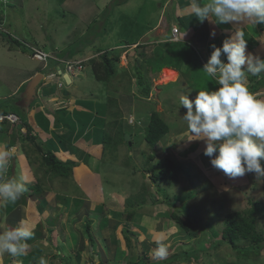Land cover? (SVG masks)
<instances>
[{"label":"rangeland","instance_id":"1","mask_svg":"<svg viewBox=\"0 0 264 264\" xmlns=\"http://www.w3.org/2000/svg\"><path fill=\"white\" fill-rule=\"evenodd\" d=\"M186 1L187 0H185V2ZM172 4H173V0L170 1L155 0L154 2H152V0H0V30H1L0 104L4 103L6 107L15 111L17 114L23 113V115H25L23 111L21 112L19 110V107H21L22 105L21 103L23 102L22 94L25 92L28 83L27 82L24 85L23 80H27L28 75L31 73V71L44 72L45 74H47V78L49 79L50 76L48 75V73L52 68H54L55 65H57L54 59H50L49 66L46 69H43L45 67V63L35 59V57L37 56L34 57L33 54L31 53L32 52L31 46L40 47L42 49L44 48L45 51H51L52 47L51 44H49L48 42L49 40H52V43L54 44H58L59 47L58 49L61 50V53L70 54L71 52L76 51V53L79 54L80 56L74 59L85 60L87 58H92L94 55H96L97 48L108 49L111 46H114V44H116L119 41V38L121 36L126 35L125 38L128 37L130 33L127 32V30H129V28L131 27H134V30L132 32L133 36L130 37L131 38L138 37L137 40L135 41V43H137L136 44L137 46L148 47L151 48L152 51L162 49L161 52L158 53L160 54L158 56L160 58L165 57L166 55L162 54L163 48L166 47L167 43H172L170 40L168 41V38H167L168 42H166L165 39L166 36L165 33L168 30L166 28L168 27H159V25L157 26L156 24L158 23L163 10L166 11L165 15H167L165 16V21L163 25H166L168 23V18H169L168 15L171 16ZM173 9L175 14H177L176 3L173 4ZM189 16L193 20L194 15H189ZM194 22L195 25L198 24L196 23L195 20ZM7 33H9L10 36L13 37H10L9 34ZM144 34L145 35L150 34L149 37H146V41H148L147 43L145 41ZM130 37L129 39H131ZM161 41H164V43L161 44L162 43ZM250 46L252 47L254 45L251 44ZM92 49L95 51L91 52ZM81 51L82 52L85 51V52L81 53ZM171 61L172 62L174 61V57L171 58ZM122 65H123L122 61H120L119 66ZM178 65L180 66V68L184 67L180 63ZM60 66H62V69H64L65 63H60ZM128 67L131 68V66L129 65ZM162 71L160 72L158 77L157 76L154 77V79L152 80L153 84L155 82L158 85L166 83L162 79L163 78ZM35 72L33 74V77L35 76V74H37ZM84 72L86 73L81 72V74L74 75L72 84H68L67 81L61 79L63 87L62 89L57 90V92H60L62 94V92L65 93L63 90L66 89L68 91L67 93H70L68 98L70 97L72 99V104L75 108L78 109V111L80 110L78 108L80 106H77L78 105L77 99L98 101L102 103L107 102V100H105V93L107 92V89H109V86H113V84L115 83H117L118 85H123L128 91L130 90V81L127 78L128 74H125V77H123L120 81L115 82V80H111V82L109 83H104L95 80L94 75H92L93 73L90 68H87L86 71ZM118 72L119 73H117L116 76L120 77L121 76L120 72L122 71H118ZM164 73H165L164 76L166 75L168 76L167 72ZM30 76H31L30 78H33L32 75ZM60 77L62 76H60L59 74V78ZM205 78H207V75L204 74L202 77H200L199 82H202L205 85L208 82H210L211 80L210 77H208V79ZM44 82L46 84L49 83L48 80ZM55 82H56L55 84L57 85L58 81ZM196 82L198 83V81L192 79L191 83L189 84L188 82V85H186L184 83V80L180 79L176 85H167L160 87V89L163 91L162 94L164 93L166 95V98L162 101L156 96V98L154 99L156 102H153V103L161 102L160 105L154 104L156 105V108L159 109L157 111H159L161 114L162 112L160 109H164L163 104L170 107V109H168L170 116H172L174 113H178V115L175 116L177 118L174 117L171 121L172 127L174 128L182 125V128L184 130L179 135H181V139H183L184 141L183 143H186L188 146H192L194 142H196V140H192V141L186 140L189 138V133L187 132V125L182 120V116H181L184 114V112H186V109L181 110V108L183 107L179 106L178 100H179V96L181 94H185L188 89H194L193 92L189 95L190 99H194L196 92L198 91L197 89L201 88L200 86L195 85ZM210 83H208L207 85H209ZM201 86L202 88H204L203 85ZM213 87L218 88L219 86L211 83V85H209V87L207 88L212 89ZM49 88L50 87H47L43 91L40 90L39 91L40 97L42 95H45L46 93H49L48 92V90H50ZM60 100L62 101V99ZM92 105H94V103H92ZM127 107L128 105H125L124 107V111L126 114H128L131 111H132L131 113H133L134 115L138 114L137 109H135L133 105L131 108L132 110L130 109V111L129 110L127 111ZM143 107H147V104L141 101V103L138 105V108L139 110L143 111ZM21 108H25V105ZM38 110L39 109L36 110L32 118H35L36 114L38 116L41 115L39 113L40 112L42 113L43 110L40 109L39 112ZM27 118H29V116ZM128 118L130 119V117ZM149 118L150 117L148 113V116L146 114V123L148 122ZM71 119L73 121H76L73 112L71 113ZM38 120L39 119L37 118L35 119V121L33 122L34 126L38 123ZM8 121L11 124L13 123V120L11 121V119ZM134 121L135 123H137L138 122L137 118ZM30 122H31V118H30ZM122 123L124 124V129H126L127 127V132L131 134L132 130L127 126L126 120H123ZM130 123L131 120L128 121V124ZM117 126L119 125H116V128H118ZM137 127H140V125H138ZM41 130L43 131V129ZM54 130L56 131V128ZM32 132L34 134L38 133L37 130L34 129V127L32 129ZM141 132L143 133V131ZM49 133L52 135L51 130ZM58 136L62 137V135L60 134H58ZM97 136H99L100 138L97 137L96 142L100 144V140L103 142V139L101 138L102 136L104 138V134L101 135L98 134ZM117 136L118 134L116 135V137ZM144 139L146 140V138ZM9 140H11V138L7 136L5 133L3 134L2 130H0V151H4L8 149L4 147V149L2 150L3 148L2 146L4 144L9 146L8 144ZM50 140L52 143L56 145L54 147L61 146L59 138L57 137L53 138L52 136ZM19 142L14 147H18V148L23 147V144ZM146 142L148 141L146 140ZM120 148L121 147H119V149ZM20 150L22 151V149ZM95 158L96 156H92L91 162H94ZM191 161H192L190 162L191 166L186 168V173L190 177L188 178L189 181H187L186 184L184 183L186 185V190L184 191L183 195L184 194L187 196L192 195V197L187 198L186 200L181 199L182 200L181 207H180L181 204L180 200H176L174 198L171 205H174L175 207L174 208L171 207V208L172 210H176L178 214H182L188 225L190 227H193L194 232L190 233V235L193 236L190 240V243L193 246L196 245L197 250L198 249L205 250L203 255H201L202 257L197 261L198 262L197 264H242L243 260L240 259L241 253L239 251L234 250L232 247H230L227 244L219 248L211 247L209 242L210 241L209 237H213L211 240H214V242H211V244H215L216 242L221 240V232L224 227L223 220L225 218V215L223 214H226L233 210L251 208L250 201H256V200L264 201V187L262 184L264 183V179L262 180L257 179L254 173H250V175L254 174V176L251 177V183L247 184L245 183V180L250 179V177H246L244 175L242 177L230 178L223 173L220 174L218 178L216 177V179H211L210 183H207L205 179L203 180L202 177H200L198 174L201 172L200 169H202L198 165V162L192 159ZM24 162L25 161H22V163ZM140 163L142 164L143 162ZM96 164H97L96 165L97 168L100 169L101 171L99 173L97 172L100 178L96 177L95 182L101 179L102 181H105L104 184L106 185L107 190H111V191L115 190L117 193L111 194L112 196L111 200L116 201L117 207L115 208L117 210H124L129 204V202H126L125 200L123 202L121 198H123V195L130 196V194H126L124 191L126 190L127 182H129L127 180L130 178V176L134 177L132 172L130 171V169H124L120 167V165L118 164H115L111 167L106 166L107 164L104 165L103 163H100V161H96ZM160 166L161 165H159V168ZM141 169L142 168H140V170ZM17 170L20 171V169L16 167V174H17ZM194 170H196V172ZM30 172H34V177H36V175L39 174L41 178H45L44 175H42V172L40 171L37 170L34 171V169L31 168ZM87 172L88 174H86ZM81 173L83 175H89V174L94 175L95 172L93 169V163H92V167L89 165V163H85L84 161L77 163V166L74 167L71 177L57 178V179L55 178L54 181H58L59 183H56V187L51 185L50 187L52 190L58 191L59 194L60 192L67 193L65 191H79L80 189L82 190L81 186L80 188L78 187L79 182L78 184L75 183L77 181H80L78 175H81ZM8 174L10 175V177L15 175V170L13 169V166L12 167L10 166V168L8 169L7 175ZM140 174L138 173V175L135 176V179H137V181L133 180L134 183H132V187L131 184L130 186L129 185L127 186L128 187L127 193L132 192L136 194L140 188L141 189L138 192V194L140 193L142 194L145 191L148 193L149 189L150 191H152V193H156L157 186L154 183H152V181H150V179L145 177L143 174L141 175ZM21 175H23L25 177V180L29 183H33V181L36 180L34 179L30 181V178L28 179V177H30L28 173L21 172L18 176ZM205 176H207V174H205ZM93 178L94 176L91 177L90 179ZM91 183L94 185V180ZM88 184L90 183L88 182ZM167 184L169 183L167 182ZM182 184L183 182H181V185ZM142 185L143 186L145 185V187L142 188ZM167 189L171 192L172 195H175L174 193L179 194V189H182V187H179L178 185L176 186L170 185L167 187ZM162 190L166 191L164 189ZM28 193H31L30 189ZM92 193L94 194L100 193V191H98V189L97 191L95 190V192L92 190ZM32 197H36V195ZM45 197L46 195L44 196L42 195V197L39 199L40 204L44 202V200L46 199ZM154 197H155L154 201L159 203L157 200L158 196L154 194ZM29 198L31 199V197H28V199ZM137 198H140V196L137 195ZM120 203L123 204V209L120 208L121 206ZM148 204L149 203H147L146 205ZM152 206L154 205L152 204ZM185 208L186 210H184ZM3 210L4 207L0 210V217H1L0 221H4V217H7V215L9 216L11 215L9 214L12 210L11 205H9L4 210V212ZM141 210H145V212L149 211L147 206H144ZM171 212L172 211H170L169 209L167 211V216H170ZM198 212L200 213L197 215ZM58 214L60 218L64 219L62 212L58 211ZM53 216L54 215L52 214L50 217ZM104 216H106V214H103V216H98L99 222H102L104 220ZM188 217L190 218L187 219ZM261 217L263 216H260L259 218L260 220L259 226L264 229V217L263 218ZM198 218H201V221H199ZM195 219H197V221ZM163 221L165 226L166 220L163 219ZM70 222L74 224V227L76 229V233H70L71 238L70 236H68L67 232L49 231L50 235L48 236L49 237L48 239L47 237L48 233H46L48 231H46L47 229L45 228L47 227H45L44 233H42V235L41 234L38 235L37 233L38 231L36 232L37 235L33 236L32 242L35 241L33 239H37V242H40L41 244H44L43 242L47 241L45 246L48 247V251L46 252L48 255L54 258L55 257L61 258L63 256H67V259L64 260L63 264H69L68 261H70V259L73 257L72 255L73 251H69L67 249V244H66L67 240L70 239H72V241L75 240L74 246L76 244H79L78 246L83 245L84 247L85 244L92 243V247H89L88 250L83 253L84 256L90 257L91 250L93 251L95 249L94 251H97L98 255L95 256V259L92 256L93 259L91 261L92 264H94V260H97L98 261L97 263L100 264L101 263L106 264L105 263L106 261L107 264H112L111 262H109V256L107 254L108 249L106 250L102 245L103 240L101 238H104L106 240V238L110 235L109 233L104 234L105 227L103 229V232H101L102 230L98 231V227H97L98 225H94L92 227V230L90 229L93 238V242H91L90 233L81 231L83 228L82 225H76L77 222L74 223L73 220L71 219ZM128 225L133 227L131 222H129ZM209 225L211 226L209 227ZM48 226L52 227L50 224H48ZM63 226L66 227V225ZM63 226L60 224L58 225V228L63 229ZM106 228L108 230H111L110 227H106ZM40 230L43 231V227H41ZM213 232H215L217 236H213L215 235ZM138 233L140 240L136 247H134L133 249L131 248V251L134 255L135 254L137 255V253L140 254L139 247L143 250L144 249L148 250L150 248L154 249L156 247L155 241L157 240V238L148 239L147 238L148 236L145 235V233L148 234L149 231L141 229V231L139 230ZM75 234L76 236L72 237ZM170 234H176V232L171 231ZM197 238H201V239L197 241ZM143 239H148L147 241L143 242L144 248H142L141 245H139V243ZM49 240H52L53 242L55 241H59V242H57L58 244L55 243L53 244L52 242H48ZM186 240L187 237L185 235L184 237L181 238L180 237H177V239L175 238V242L174 243L170 242L171 244L167 243L168 240L164 241L169 245V252H171V254L169 253L168 258L172 256V252L174 251L181 253L184 249L183 243ZM62 243L64 245H61ZM146 243L148 244L146 245ZM242 243L245 244L246 242H242ZM242 243H240L241 247L239 248V250L243 247ZM108 246L109 249L111 248L109 252H112V254H114L116 249L113 248V246L110 247V244H108ZM53 248H56V251H54ZM123 250H125L124 247ZM150 250L148 251L147 257H149ZM189 251H191V249H189ZM67 254H70V257ZM189 257H190L189 261L193 264L194 261L193 255H190ZM99 258L101 261L98 260ZM260 258L261 259L258 260L257 262H252V263L245 261V264H264V249L261 252ZM118 261H121L122 264H126L127 259H125V257H121L120 260ZM150 261L152 262L155 260L150 259ZM5 262L6 261H4V263ZM157 263L164 264L163 262L160 261ZM11 264H14L13 259ZM15 264H18L17 260Z\"/></svg>","mask_w":264,"mask_h":264},{"label":"crops","instance_id":"2","mask_svg":"<svg viewBox=\"0 0 264 264\" xmlns=\"http://www.w3.org/2000/svg\"><path fill=\"white\" fill-rule=\"evenodd\" d=\"M154 1L155 0H152V2ZM174 3H176L177 14H175L174 9H173ZM189 3H190V0H187L186 2L185 0H173L171 16L170 15L168 16L169 17L168 21L171 24H178L181 21V17L185 18V16L192 15L191 10L189 8ZM165 16L167 15H165V11L163 10L161 17L158 23L156 24L157 26L159 25V27L169 28L168 23L166 25H163L165 21ZM195 21L198 24L196 25L195 23L187 24L185 28L183 29L182 27L180 28L181 41H179L188 47L191 46V48L195 50L196 56H197L195 58V62H193V64H191L190 67L181 64L182 66H184L183 68L180 69L181 71L173 67H163L162 69L163 71L161 70L163 73L162 79L167 84L166 83L161 84L162 86L176 85L180 79H183L184 83L188 85V82L190 84L191 80L195 79L196 81H198V83L196 82L195 85L201 87L197 90H214L216 87H213L212 89L211 88L207 89L205 87L202 88L201 82H199L200 77H202L204 74L207 75L202 69H203L204 64H206L208 59L210 58L211 52L213 51L211 45L215 44L217 47L222 46L223 40L235 31V27H239L241 28V30L244 31L245 39H247V36H248V49L247 50L249 52L258 54L261 57H264V32H263L264 24L253 26L250 22H244L243 24L237 25L234 27L231 24L215 25V24L209 23L207 20L201 23L198 18ZM133 30H134V27L129 28V30H127V32L130 33L129 36L126 38H125L126 35L121 36L119 38V41L116 44H114V46H111L113 48L114 47H118V48L125 47V50L124 48L122 50L123 52H122L120 61H122V64H123L122 66L126 68H130L128 67V65L132 67V64L130 63L129 58L133 56L134 54L139 55L146 48V47L137 46L136 44H133V43L131 45H127V44L125 45L124 43H119L122 39L129 40V37L133 36V33H132ZM213 30H215L216 32L215 37L211 36V32ZM168 34H169V30L166 31L165 35H168ZM149 35L150 34L148 35L144 34L145 41H146V37H149ZM131 39L132 41H134V38H131ZM48 42L49 44H51V47H52L51 50H55V51L59 50L58 44L52 43V40H49ZM147 42L148 41H146V43ZM179 42H176V43H179ZM171 44L172 43H167L166 47L163 48L162 54L167 55L172 52ZM249 44L250 45L253 44L254 46L251 47ZM36 46H39V45H36ZM42 46H45V45H42ZM161 50H155V51L151 50V51L154 52L156 55H160L158 53H160ZM92 51L93 50H91V52ZM78 56L80 55L78 54L77 57ZM198 57L200 58L199 61H197ZM123 62H126V63H123ZM57 67H58V64L55 65L54 68H52L51 70H54ZM186 67L190 70L189 72H187ZM170 71H173L176 73L175 78H169L167 75L164 76L165 74L164 72H170ZM34 72L35 71H31V73L28 75L27 80H23L24 81L23 84H26L31 79L30 75H32L33 77ZM160 72L157 74V77L159 76ZM130 75L133 79L134 78L133 74L130 73ZM49 79L50 80L54 79V83L55 81H58L57 85L54 84L55 87L56 86L59 87V85H61L62 83L61 79L55 76L50 77ZM118 79H119V76L115 77L113 80H115V82L121 80V79L119 80ZM205 79H208V76ZM261 80H262V84H261L260 89L258 90L257 93H254L260 98L264 97V78L263 79L261 78ZM17 87H20V86H17ZM58 87H56L55 89L54 87H51L52 94L42 95L39 98V101H36L34 103V107H32V109H30V112H29V116H30L29 121H30V118H31V122H34L36 118L39 119L38 123L34 126V129L37 130V132L38 131L42 132L43 134L42 139L45 140V142L49 137H52V136L53 138L57 137L61 139L60 147H54L56 145L52 143L51 140H48L46 143L49 146H52L53 149L59 150L60 154L64 155V159L71 158L79 162L84 161L85 163H89L91 167L93 163V169H94L95 174L94 175H91V174L83 175L81 173V175H78L80 178V181L75 182L77 184L79 182L78 187L80 188L81 186L82 190L80 189L79 191H65L67 193L61 192L62 195L67 196L66 197L67 199L72 198L71 202H75L76 200L80 199L83 201V203L81 202H78L77 204H60L59 203V208L52 210V214L54 216L50 217L52 214L49 211L48 207H46L48 205L44 202L41 204L39 203V199L42 197V195H36V197L23 196L20 198V200H18L15 203H7L4 205H0V210L3 207L5 210L9 205H11V209L17 210L16 217H19L20 219L27 218L31 223L35 224V228L33 230L34 231L33 236L37 235L36 234L37 231H38L37 232L38 235L39 234L42 235V233H44V228L47 227L45 228L47 229L46 231H48L46 232L48 233L47 237L50 235L49 231H52V232L57 231V232H67L68 236H70L71 238L70 233H76V229L74 227V224L70 222V219L73 220L74 223L77 222L76 225H81V223L84 221L83 218L86 216V210H87L86 207H88L90 210L89 217L93 221L90 226L91 230L94 225H98L97 226L98 231L102 230L101 232H103V229L105 227L104 234H107V233L110 234L106 238V240L104 238H101V239L103 240L102 245L104 246V248L106 250L108 249L107 254L109 256V262H111L112 264H122L121 261H118L120 260L121 257H125V259H127L126 264H161L155 261L151 262L150 258L147 257L148 251L151 248L148 250L144 249L145 250L144 251L143 249L139 247L140 254L137 253V255L136 254L134 255L132 253L131 248L133 249L134 247H136L140 240L138 231L139 230L141 231V229L149 231L148 234L145 233V235L148 236V237L146 236L148 239L149 238L151 239H154V238L161 239L162 238L164 241L168 240L167 242L168 244H171L170 242L174 243L175 238L176 239L177 237L181 238L186 235L187 240L183 243L184 248L186 250L189 247L190 245L189 242L193 236H190V234L186 232H182V231L176 234H170L171 231L172 232L176 231L175 223L169 221V220H172L171 213L173 212L171 208V201L173 198H172V194L170 191L165 192L162 190L163 186H160V185L158 186L157 184H155L157 186L156 193H152V191H150L149 189V191L147 190L148 193L145 191L142 194L141 193L138 194L141 188L136 194L132 192L127 193L128 191L127 186L128 185L130 186L131 184V187H132V183H134L133 180L137 181V179H135V176H137L138 173L133 174L134 177L130 176V178L127 180L129 182H127L126 190L124 191L126 194H130V196L123 195V198H121L123 202L125 200L126 202H129V204L124 210H117L115 208L117 207L116 201L111 200V197H112L111 194H114L117 192L115 190L113 191L107 190L106 185L104 184L105 181H102L101 179L95 182L96 177L100 178L98 173L101 171L100 169L97 168L96 161H100V163H103L104 165L107 164L106 166H109V167L115 164L120 165V167L122 168L131 167L128 169L140 172L147 178L150 177V173L148 172V162H147L148 155L150 156L154 155V160L152 162L153 163L157 162V166H159L158 163L162 162L165 158H171L172 160L177 161L184 166L185 172L181 174V178H180L179 185H178L179 187H182V189H179V192L182 191L181 193H183L186 190L185 184L187 183V181H189L188 178L190 176H188V174L186 173V168L191 166L190 165V162H192L191 159L198 162V165L200 166V168H202L200 169L201 172L198 174L200 177H202L203 180L205 179L207 183H210L211 179H216V177L218 178L220 174H223L222 170H217L213 168L210 163L211 158L204 155V149L206 145L204 144L202 140H196V142H194L192 146H188L186 143H183L184 141L183 139H181V135H179L184 130L182 128V125L179 127L173 128L172 122H171L172 119L178 115V113H174L172 116H170V113L168 112V109H170V107L167 105H164L163 103L162 104L164 106V109H160L162 112L160 116L169 126V131L154 146H151L148 142H146V140L144 139L145 137L142 135H145V129L147 128L150 122L152 113L154 111L159 110L156 108V105L154 104H159V105L161 104V102L153 103V102H156L154 99L156 98V96L162 101L166 98V95L164 93L162 94L163 91L160 89V85H158L155 82L152 87L153 91L151 92V96L147 98H139L137 96L136 97L133 96L134 90H133L132 85L129 91L126 90V88L123 85H119V87H121V90H115L114 88H109L107 89V92L105 93V100H107V102L105 103L98 102V101L77 99V103H78L77 106H80L78 107L80 109L79 111L77 108L73 106L72 99L70 97L68 98L67 95L70 93L65 94L62 92L61 94L60 92H57ZM57 94H58L57 97L52 96V95L56 96ZM54 99L59 100V102L56 103V104H59L58 107H66L68 109V111L65 112L66 114H61V116L59 117V122H61L63 125H56L55 115L51 113L50 111L46 110L47 107H49L48 104H50L51 101ZM60 99H62V101ZM141 101L147 104V107H143L144 112L142 110H139L138 108V105L141 103ZM92 103H94V105H92ZM125 105H128L127 111L128 110L130 111L133 105L134 108L137 109L138 114L134 115L133 113H131L132 111L126 114L124 111ZM144 108L146 111L144 110ZM37 109H39L38 112L40 111V109L43 110V112L39 113L41 114L40 116L36 114L35 118H32V116L35 114ZM181 110H185V109L181 108ZM72 112H73V115L75 116L76 121H73L71 119ZM148 113H149L150 118L148 122L146 123V114L148 116ZM132 116L134 118L136 117L139 123L137 125L131 126V124H128V121H126L127 126L132 130V133L130 134L132 136L130 141L124 138V134H119L117 137H114V139H112V142H111L112 144H109V142H107V140L105 139V137L103 138V136L101 138L103 139V142L101 140H100V144L96 142L97 141L96 138L99 137L97 136L98 134L100 135L104 134V136L106 135L104 132L105 126L106 127L109 126V123H112L113 120H116V121L119 120L120 123H119V126L117 127L120 128L123 133H126L127 127L126 129H124V124L122 123L123 118L132 117ZM66 117H69V118H66ZM116 125H118V123H116ZM138 125H140V127H137ZM55 128H56V131L54 130ZM41 129H43V131ZM50 130L52 132V135L49 133ZM64 130H67V131H64ZM141 131H143V133ZM58 134L62 135V137H59ZM107 147H110V149L108 148V152L106 153ZM119 147L121 148L119 149ZM19 148L22 149V151ZM19 148L16 147L14 149V153H15L14 155H16L18 161L14 160V155L11 158L12 159L11 166H13V169L15 170V175H16V176L14 175V177L19 178L18 175L21 172H24V173H28V175L30 176L28 177V179L30 178V181H32L35 179L34 172H30V169L32 167L30 166L26 158L24 148L23 147H19ZM92 156H96L94 162H91ZM22 161H25V162L22 163ZM140 162H143V163L141 164ZM19 164L21 165V167ZM262 164H264V161H262ZM16 167L20 169V171L17 170V174H16ZM140 168L142 169L140 170ZM194 171L196 172V170ZM86 174H88V172ZM205 174H207V176H205ZM246 174L245 176L250 177V179L245 180V183L247 184L251 183V177H253L254 174L252 175H250V173H246ZM93 176L94 178L90 179ZM93 180H94V185L91 183L93 182ZM88 182L90 184H88ZM181 182H183L182 185H181ZM262 184L264 187V183ZM142 188H144L143 185H142ZM97 189L98 191H100V193H95V194L92 193V190L95 192V190L97 191ZM162 193H165L167 197L164 196ZM154 194L158 196L157 200L159 203L154 201L155 199ZM137 195L140 196V198H137ZM28 197H31V199L30 198L28 199ZM179 197H182V195L179 194L177 198ZM126 198H128L129 200H126ZM88 201L90 202V204H88ZM93 203L99 204V207L92 205ZM147 203L149 204L146 205ZM42 204L46 208L45 207L42 208L41 206ZM152 204L154 206H152ZM77 205H79L80 208H77ZM120 205H121L120 208L123 209V204L120 203ZM144 206H147V208L149 209L148 212H145V210H141ZM169 209L172 212L170 213V216H167V211ZM58 211L63 213L64 219L59 217ZM103 214H106V216H104V220L102 222H99L98 216H103ZM82 215H84L83 218H81ZM163 219L166 220L165 226H164ZM4 221H0V223L4 224L5 227L11 226L9 221L7 220V217H4ZM129 222H131L133 227L128 225ZM48 224H50L52 227L48 226ZM60 224L62 226L66 225V227L63 226V229H60L58 228V225ZM53 226H56V227H53ZM41 227H43V231L40 230ZM106 227H110L111 230H108ZM87 231L88 230H83L82 232H87ZM74 236H76V234L73 235L72 237ZM148 239L141 240L139 245H141V247L144 248L143 242L147 241ZM33 240L35 241L32 242V239L28 241L29 243L28 253L25 256L17 259L18 264H38L41 257H43L47 261V264H61V263L63 264L64 260L67 259V256L66 257L63 256L61 258L51 257L50 255L46 253L48 251V247L45 246L47 241H44L43 242L44 244H41L40 242H37V239H33ZM48 242H52L53 244L54 243L58 244L57 242L59 241L53 242L52 240H49ZM74 243H75V240L72 241V239L66 241L67 249L69 251H73L72 260L70 259L68 263L69 264L91 263V261L93 260L92 259L93 253L96 252L94 251L95 249L93 251L91 250L90 257H86L84 256L83 253L87 251L88 248L90 247L89 243H87L88 246L87 244H85L84 247L83 245L78 246L79 244H76L74 246ZM108 244H110V247L113 245V248L116 249L114 254H112V252H109L111 248L109 249ZM147 244L148 243H146V245ZM123 247L125 248V250H123ZM192 248L196 249V245H194ZM53 250L56 251V248H53ZM169 253L171 254V252ZM80 254L82 255V257L79 260L78 256ZM67 255L70 257V254H67ZM183 255L184 254L174 251L172 252V256L170 258H167L166 260L160 261V262H163L164 264H189L190 262L188 261L187 258L185 259ZM12 259L13 258L10 257L6 253L3 255H0V264H11ZM259 259L261 258L259 257ZM242 260H243L242 264H245V261H248L250 263L253 262L251 261L252 259H249V260L242 259ZM4 261L6 262L4 263ZM97 262H98L97 260H94V264H100ZM105 263L107 264V261Z\"/></svg>","mask_w":264,"mask_h":264},{"label":"clouds","instance_id":"3","mask_svg":"<svg viewBox=\"0 0 264 264\" xmlns=\"http://www.w3.org/2000/svg\"><path fill=\"white\" fill-rule=\"evenodd\" d=\"M189 8L192 15H195L201 23L207 20L209 23L215 25L231 24L234 27L241 25L244 22H250L253 26L264 24V0H190ZM187 22L188 21L181 24L180 21L178 25L171 24L168 21L169 34L165 37L166 42L169 40L172 43L181 41L180 28L182 27L183 29L187 26V24H192V22ZM175 27H177L179 31L177 37H174L173 35V29ZM215 35L216 32L213 30L211 32V36L215 37ZM247 40L248 36L247 39H245L244 31L239 27H235V31L223 40L222 46L217 47L215 44H212L211 47L213 51L211 52L210 58L203 66L202 70L208 77L211 78L210 82L214 85H218L219 87L214 90H198L194 99L189 98V95L194 89H188L185 94H181L179 96L178 104L180 107L182 106L186 109V112L182 115V120L186 123L187 132L189 133V138L186 140H202L204 142L206 145L204 155L211 158L210 163L213 168L222 170V172L230 178L242 177L246 173H254L257 179H264V164H262V161H264V98L258 97L248 87L249 76L262 79L264 78V57L249 52L247 50ZM161 42L164 43V41ZM132 43L137 44L135 43V40L126 41L124 44L131 45ZM31 48L34 50L32 53L34 56L36 50H41L49 55L48 58L62 59L59 58L56 53L45 51L40 47L36 48L31 46ZM123 48L125 50V47H114L111 49H103V51L112 49L123 50ZM145 49H147V47ZM99 52L100 51H97L96 55L93 57L98 56ZM62 60L65 61L64 69H66L64 71L62 66L60 67V70L63 71L62 77H64V73H68L71 79H73L74 75H78L81 74V72L86 71L85 68H90L88 65L85 66L84 63L82 64L81 60L74 58H71L70 60ZM46 68L47 65L45 64L43 69ZM53 71L54 70H50L48 73L50 77H52ZM39 72L41 71H37L35 73ZM41 73L45 76L43 81L39 84L37 98L32 102V104L39 101L40 90L43 91L46 87L54 83L53 80L47 78V74L44 72ZM92 75H94V73ZM94 78L97 80L95 75ZM46 80H50L49 83L46 84L44 82ZM60 86L61 85H59V87ZM59 87L57 90L60 89ZM133 96L136 97L137 95L133 92ZM23 106L24 105H21V107ZM30 106L29 108L25 106L24 109L27 112H30ZM132 118L133 119H131L130 123L131 126L137 125L139 122L135 123L134 120L136 119L133 116ZM124 119L126 121H130L128 117L123 118V120ZM21 123L20 119L18 124L21 125ZM127 133L124 134L126 135ZM51 138L52 137H49L48 139L50 140ZM7 148V150L0 151V205L15 203L29 191L27 182L23 175L19 176V178L14 176H11V178L8 177V169L12 165L11 158L15 154L14 149L16 147ZM108 148L110 149V147H107L106 153L108 152ZM53 151H55L59 157L64 158V155L60 154L59 150L53 149ZM67 159L71 158H66V160ZM14 160H17L16 155H14ZM76 162L80 163L79 161ZM158 164L161 165V162ZM157 168L160 169L159 166H157ZM130 171L132 174L140 173L135 170ZM149 173L150 177H148V179L152 181L151 172ZM154 184L163 186L162 189L166 190L165 192H169L167 189V187L170 186L169 184L163 181L160 184ZM176 185H179V183L171 186ZM181 192L182 191H180L179 194L182 195V197L177 198L179 194L172 195L173 199L175 198L176 200H180V207L182 205L181 199L186 200L187 198L192 197V195H183L184 192ZM171 207L174 208L175 206L171 205ZM184 210H186V208ZM172 213H175L180 218L184 219L183 215L178 214L176 210H173ZM199 213L200 212H198L197 215ZM189 218L190 217L187 219ZM195 220L197 221V219ZM198 220L201 221V218H198ZM170 222L175 223L176 233L180 231L188 234L194 232L193 227L190 226L189 232L184 230V228H182L174 218H172ZM210 226L211 225H209V227ZM34 228L35 224L31 223L27 218H22L19 224L15 227H5L4 224L0 223V255L5 253L8 254L13 258L15 264V261L18 258L27 254L29 250L28 241L33 238ZM90 231L91 230H88L87 232ZM212 238L213 237H209L210 245L211 242H214V240H211ZM200 239L201 238H197V241ZM155 243L156 247L150 250L149 258L157 262L166 260L169 256V245L165 243L162 238L157 239ZM192 247L193 245L190 243L189 247L186 250L184 248L181 254L184 250L188 252H198L201 258V255H203L205 250H196ZM189 249H191V251H189ZM183 257L185 259L187 258L188 261L190 259L185 255H183ZM198 260H194L193 264H197ZM258 260L251 261L257 262ZM38 264H47V261L41 257ZM189 264L192 263L190 262Z\"/></svg>","mask_w":264,"mask_h":264},{"label":"trees","instance_id":"4","mask_svg":"<svg viewBox=\"0 0 264 264\" xmlns=\"http://www.w3.org/2000/svg\"><path fill=\"white\" fill-rule=\"evenodd\" d=\"M10 5V4H9ZM197 17L194 15L193 20L190 16H185V18H181V24L186 23V21H190L192 23H195L194 20H196ZM9 34V33H7ZM10 36V34H9ZM12 37V36H10ZM134 40H137V37L134 38ZM127 40L122 39L120 43H125ZM128 41H132V39H129ZM179 43H172V52L167 54L165 57L160 58L158 55H156L154 52L150 50V48H147L143 50L139 55L134 54L129 58L130 63L132 64V67L130 69H127L125 67L119 66L120 58L122 54V50L120 49H112V50H106L105 52L101 53L100 55L90 58L88 62L82 61V64L88 65L90 69L93 71L96 79L98 81L109 83L111 80H113L116 76L118 71L120 72L119 79H122L125 77V74L127 75L128 80L130 81V87L133 86L134 93L139 97H149L153 87V79L157 74L163 69V67H173L181 71L180 66L178 64H183L185 66L190 67L193 62H195L196 52L191 48V46H186L185 44ZM97 48V51H103V48L99 49ZM34 50L32 49L33 53ZM82 52V51H81ZM84 52V51H83ZM53 53H57L59 58L70 60L71 58H75L78 54L76 51L71 52L70 54H63L61 53V50L59 51H53ZM32 55V54H31ZM174 57V61H171V58ZM170 59V60H169ZM200 58H197V61H199ZM59 67L60 63L56 62ZM49 66V63L47 67ZM185 69V68H184ZM66 69H64L65 71ZM86 70V68H85ZM187 72L190 70L186 67ZM185 70V71H186ZM130 73L133 74V79L130 75ZM58 77V68H55L52 74V77ZM60 79L65 80L64 77H61ZM118 79V80H119ZM66 81V80H65ZM207 81V80H206ZM210 83V82H208ZM207 83V84H208ZM117 83L113 84V87L109 86V88H114L115 90H121V87L119 85H116ZM205 85L201 82V85H204L205 88L209 87V85ZM249 89L255 93L258 92V90L261 87L262 80L261 78L252 77L249 76V83H248ZM25 85V84H24ZM51 84L48 92L45 95L52 94V88L54 89L57 87L52 86ZM63 85L61 83V86L59 87L62 89ZM160 87H163L160 85ZM47 88V87H46ZM45 88V89H46ZM208 89V88H207ZM54 91V90H53ZM65 94H68L67 90H63ZM68 94L67 96H69ZM53 97H57L52 95ZM9 100V99H7ZM59 100L54 99L51 101L49 107H47L46 110L50 111L55 115V124L56 125H63L61 122H59V117L61 114H66L65 112L68 111L66 107H58ZM34 106V104H31V109ZM19 107V106H18ZM19 110L24 112L23 113H16L15 111L9 109L5 106V104H0V115L9 114L11 112H14L19 117V121L21 119V125L18 124V122L10 123L7 119H4L0 121V130H2L3 134L5 133L7 136L11 138L9 140V146L4 144L2 147V150L4 147H14L20 140V142L23 144V147L25 149L27 160L30 164V166L37 171L42 172V175H44L45 178H41L39 174L36 175L35 181L33 183L27 182V187L31 190V193H26V195H46V199L44 200V203H46L48 206L49 211L52 214L53 209L59 208L60 204H77L78 202L83 203L82 200H76L75 202H71L72 198L67 199L65 195L60 194L58 191H54L51 189V186L56 187V183H59L58 181H54L55 178H68L71 177L72 172L74 170V167L77 166V163L75 160L72 159H64L63 157H59L55 151H53V147L47 145V143L44 142L42 139V132L38 131L37 134H33L32 129L34 127L33 122L29 121V112H27L24 108L19 107ZM161 113L158 111H154L151 115L150 122L147 126L146 132H145V138L148 141V143L151 146H154L159 140H161L169 131V126L167 123L161 118ZM30 117V116H29ZM32 123V124H31ZM116 123H120L119 120L113 121L112 123H109V126H105V139L109 144H112V139L116 137L118 134H124L120 128H116ZM14 126V127H13ZM25 129V130H23ZM116 134V135H115ZM60 137V136H59ZM18 140V141H17ZM61 141V139H60ZM19 142V143H20ZM27 142V143H26ZM64 142V141H63ZM154 160V155H148L147 156V162H148V170L151 172L152 181L154 183L160 184L161 181H166L165 183H169V185H175L179 183L181 174L185 172L184 166L177 162L172 160L171 158H165L161 162L160 169L157 168V162H152ZM160 163V162H159ZM10 174V171H9ZM8 174V177L10 175ZM11 178V177H10ZM53 192H52V191ZM164 196L165 193H162ZM167 197V196H166ZM68 200V201H67ZM129 200V199H126ZM261 202V203H259ZM251 208L247 209H239V210H233L225 214L224 218V227L221 232V241L217 242L215 244H211V247H222L223 245H229L234 250H237L241 253L240 259H252V260H258L261 252L264 249V229L259 226V218L260 216L264 217V201H250ZM88 204L90 202L88 201ZM99 207V204H92ZM42 208L45 206L42 204ZM45 207V208H46ZM77 208H80L79 205H77ZM86 216L82 215V218L84 221L81 223L82 230H90L92 220L89 217L90 210L88 207H86ZM10 216L7 215V220L9 221L11 227H15L19 224L20 218L17 216V210L12 209ZM261 217V218H263ZM171 218H174L179 225L187 230L189 232V225L188 223L180 218L175 213L171 214ZM114 221V220H112ZM90 233V239L93 241L92 233ZM215 236L217 234L213 232ZM222 242V243H221ZM242 242H246L245 244ZM240 243H242L243 247L239 250L241 247ZM61 245H64L63 243ZM90 247H92V243L90 244ZM113 246V245H112ZM95 253H93V257L95 259ZM185 256L190 258V255H193L194 260H198L200 258V254L198 252H188L185 251ZM98 255V254H97ZM66 257V256H65ZM82 255L80 254L78 256V259L80 260ZM192 259V258H191ZM72 260V258H71ZM80 262V261H79Z\"/></svg>","mask_w":264,"mask_h":264},{"label":"water","instance_id":"5","mask_svg":"<svg viewBox=\"0 0 264 264\" xmlns=\"http://www.w3.org/2000/svg\"><path fill=\"white\" fill-rule=\"evenodd\" d=\"M60 72L62 71L60 70ZM44 76L45 75L43 73L39 72L35 75V77L31 78L28 81L25 92L22 94V100H23V102L21 103L22 105H25L27 108H29L32 102L37 98V90L39 84L43 81ZM64 78L68 84L72 82L68 73H64ZM125 139L130 140L131 135L127 133L125 135Z\"/></svg>","mask_w":264,"mask_h":264},{"label":"bare ground","instance_id":"6","mask_svg":"<svg viewBox=\"0 0 264 264\" xmlns=\"http://www.w3.org/2000/svg\"><path fill=\"white\" fill-rule=\"evenodd\" d=\"M1 31V30H0ZM37 48V47H36ZM103 52H105V51H100V53L99 54H101V53H103ZM37 53V52H36ZM51 53H53V50H51ZM34 56V55H33ZM35 57V56H34ZM49 57V56H48ZM77 57V56H76ZM35 59L36 60H38V61H40V62H44L46 65H48V63H49V60L50 59H54V61L55 62H58V63H65V61H63L62 59H58V58H42V57H35ZM90 58H87V59H81V61H84V62H88V60H89ZM58 68V73L60 74V76H63V71L62 72H60V67L58 66L57 67ZM167 74H168V76L169 77H172V78H174L175 76H176V73L175 72H173V71H171V72H167ZM71 78V77H70ZM4 119H7V120H10L11 119V121L13 120V123H15V122H17V121H19V117L17 116V114L16 113H14V112H11V113H9V114H5V115H0V121H2V120H4ZM18 119V120H17ZM132 119V117H130V120ZM17 120V121H16ZM36 194H34V195H24V196H35ZM95 256H97V253L95 254ZM99 260H100V258H99Z\"/></svg>","mask_w":264,"mask_h":264},{"label":"built area","instance_id":"7","mask_svg":"<svg viewBox=\"0 0 264 264\" xmlns=\"http://www.w3.org/2000/svg\"><path fill=\"white\" fill-rule=\"evenodd\" d=\"M178 28L177 27H175L174 29H173V35H174V37H177V34H178ZM36 52L37 53H35V56H37V57H42V58H48V54L47 53H45L44 51H41V50H36Z\"/></svg>","mask_w":264,"mask_h":264}]
</instances>
